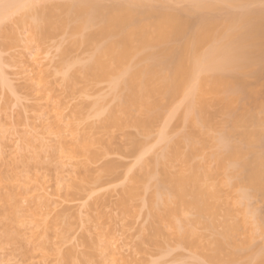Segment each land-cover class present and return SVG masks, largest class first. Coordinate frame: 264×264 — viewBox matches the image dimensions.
I'll return each mask as SVG.
<instances>
[{
    "label": "bare ground",
    "instance_id": "obj_1",
    "mask_svg": "<svg viewBox=\"0 0 264 264\" xmlns=\"http://www.w3.org/2000/svg\"><path fill=\"white\" fill-rule=\"evenodd\" d=\"M69 1L71 2L67 0L68 3L51 6L46 0H1L0 23L3 21L4 24V19L7 21L10 14L18 13L16 14L18 17L22 15L21 19L17 17L16 23L19 19V25H22L19 29L23 28V25H25L24 28L27 26L31 43L35 42L39 47L38 50L44 45L48 36L52 37V34L58 30L61 32L60 29H63V32H65L64 29L67 32L69 30L74 36L71 37L72 44L70 43L68 47L73 48L70 52L82 45L91 49V56L84 63L68 60L69 49H62L60 73L65 87L72 92L75 91L76 83L81 82L82 79L83 82L87 80V83H90L88 82L90 80L96 84L104 82L110 84L111 95L116 105H111L108 110L106 108L105 110L104 107H107V104L98 101L93 106L96 117L100 119L107 117L104 118V128L133 127L139 130L141 135L150 137L153 125L158 122L163 124L158 143L165 142L166 145L163 143L165 147L162 155L152 160L143 159V155L148 152L144 142L136 137L129 138L130 152L139 156L142 177L145 179L132 178L133 185L125 189L127 196L120 202L122 212L125 215L132 213L129 202L137 197L135 185L156 179L158 174V178L152 184L157 189L158 195L148 200L151 217L155 223L174 229L179 242L192 247L195 243L191 237L195 235V232L182 218L185 210H194L197 221H202L206 216L216 218L221 211L217 201L221 198L222 184L240 190V205L245 203L251 194L264 196V153L258 150V147L264 146L262 130L264 107L262 104H257L259 93L248 84L244 74L245 69L253 64L259 65V70L255 73L256 77L264 74V9H246L242 13H230L224 19L199 16L198 20L194 21L184 20L179 13L171 11L156 14L152 11L153 9L144 6L146 3L143 4V0H137L142 3H139L140 5L136 3L135 7L127 4L128 0L127 3L124 2L125 0H112L111 5L92 3L90 0ZM220 1L231 6L235 0ZM42 2L50 6L45 3L41 7L39 3L42 4ZM196 8H212V3H198ZM139 15L144 17L139 18ZM94 23H98L99 27L96 24V26L93 25ZM3 24L0 26V35H3L1 34L5 27ZM90 26H93L91 31L88 29ZM94 26L97 29H94L95 31L92 30ZM86 29L89 33L84 32ZM10 35L12 36L11 33ZM15 40H13L14 43H16ZM173 40L179 41V44L169 45ZM18 41L19 37L17 43ZM154 48L159 49L155 51ZM2 57L0 56V67L3 64ZM34 59L37 62L32 64L34 63V67L36 65L35 68H39L36 84L41 92L40 89L47 88L46 76L44 73L41 74L42 66L40 62L38 63L41 54L36 53ZM77 65L80 66L76 67ZM74 66L77 70L80 69L78 73L83 75H79L81 77L79 81L78 76L74 75L77 73L76 69L73 72ZM5 77L7 79L8 76ZM1 79L3 80L2 77ZM9 81L5 79L1 81L3 88L9 86ZM38 89L36 87L37 91ZM207 95L215 97L209 101L206 99ZM157 96L164 97L167 103L156 100ZM177 99L181 101L182 106H173ZM63 111L62 106L52 108L54 120L50 126V129L54 131L53 134L61 139L62 155L69 160L83 159L84 164L91 165L109 154L107 150L101 151L99 150L101 147L97 148L98 145L101 146L99 139H93L90 134L87 135L88 133L85 134V131L82 133L80 130L79 125L85 120L80 110L75 112L76 116L68 123L63 122L65 121ZM218 112L226 117V122L234 130L247 126L253 127L242 133V144L223 142L215 137L210 140L209 134L200 130L201 127H210ZM134 113H137V116ZM173 120L188 125L192 132L178 134L179 136L177 135L175 140L171 141L168 139L166 130ZM63 124L65 127L70 126V129L65 130ZM195 129L199 130L194 132ZM68 136H71L73 140L71 147L67 144ZM212 147H216L217 150L206 157L205 150ZM2 150L3 148L0 150L3 153L4 150ZM199 157L202 158L200 162L190 164ZM208 160L216 162V170L210 169ZM175 163H181L182 167L178 172L171 173ZM116 167L111 163L107 169L112 171ZM228 171H230L228 181L221 178L218 184L211 183L212 179H217L216 175H223ZM40 190L42 192L36 195L37 202L34 207L28 208L27 212L32 214L31 220L26 223L19 216L26 198H19L13 190H7L5 194L0 193V202L5 205L7 213L4 215H9L17 227L20 224L29 225L27 229L30 230V234L27 237L19 229L18 233H16L17 230L15 231V234L17 237H24L27 245L32 247L31 250L41 247L38 241L44 230L41 231L40 228H49L48 218L57 207L52 208L48 191ZM234 207L235 202L228 204V216L233 215ZM247 212V210L244 211V213ZM205 223L208 227H213L214 224L211 220ZM249 224L246 216L241 221H233V223L226 221L222 237L214 241L213 254L209 255L207 260L211 264H233L239 251L250 248L249 243L253 238V232L241 245H238L235 240L238 231L246 229ZM12 229L14 231L13 227ZM160 234L161 229L154 227V235ZM116 243V240L110 241L109 244L105 243V249ZM125 246L127 248V245ZM121 248L117 246L115 250L112 249V253L107 252L110 258H113L112 262L131 263L128 261V255L124 256L126 249ZM230 248L232 249L229 250ZM133 255L131 254V257ZM252 264H264V250Z\"/></svg>",
    "mask_w": 264,
    "mask_h": 264
},
{
    "label": "rangeland",
    "instance_id": "obj_2",
    "mask_svg": "<svg viewBox=\"0 0 264 264\" xmlns=\"http://www.w3.org/2000/svg\"><path fill=\"white\" fill-rule=\"evenodd\" d=\"M90 1L106 5H111L113 2L112 0ZM128 1V3L127 0L124 2L131 6L142 3V1L138 2L137 0ZM46 2H50L49 4L52 6L71 1L46 0ZM46 2L39 3V5L42 7ZM207 2L212 3V8H196V4H208ZM144 3L148 4H145V7L153 9L152 11L156 14L171 11L179 13L184 20L191 19L194 21H197L199 16L224 19L230 13H242L246 9H264V0H235L231 6L220 0H143ZM49 4L48 6H50ZM10 15L11 19L7 17V21L4 19V24L3 21L0 23V26L2 24L5 26L3 27V33L1 31V34H5V36L0 35V56H3V64H7H2L3 67H0V147L2 146L1 149L4 150H2L3 153L0 151L2 153L0 154V193L5 194L7 190H13L19 198H26L19 212V216L25 220V223L31 220L30 215L32 213L27 211L29 206L34 207L35 202H37L36 195L42 192L40 189L48 191V197L53 205L52 208L57 207L48 218L49 228H40L41 231L44 230L38 241V243H41V247L31 250L32 247L27 245L24 237H17V234H15V231L17 230L16 233H18L19 229L27 237L30 234V230L27 229L29 225L20 224L17 227L9 215H4V213L7 214L6 208H4L3 202H0V204H3L1 205L3 208H0V264H116L112 262L113 258H110L108 253H112V249L115 250L117 246L119 248L121 246L123 250L126 249L127 252L125 251L126 255L124 256L127 257L128 255V261L131 262L129 264H211L207 257L213 254L214 241L222 237L225 222L241 221L244 216L247 217L250 224L246 229L238 231L235 236L236 243L238 245L243 244L251 232H253V238L249 243L250 248L239 251V255L233 264H252L264 250V196L251 194L245 203L240 205V190L222 184L220 188L221 198L217 201L221 211L216 218L206 216L202 221H197L194 210H185L182 213V218L186 221L187 226L195 232V235L191 237V240L195 243L192 247L180 243L174 229L155 223L151 217L148 200L154 195H158L156 194L157 189L152 186L158 178V174L155 177L156 179L135 185L137 197L129 202L132 213L125 215L122 212L120 202L127 196L125 189L133 185L132 178L145 179L142 177L139 156L130 152L131 143L129 138L136 137V139L138 138V140L144 142L148 147V152L143 155V159L152 160L162 155L165 147L163 146L165 142L158 143L163 124L159 122L154 124L150 137L141 135V132L133 127L122 129H117V127L104 128L103 123L107 117H102L103 119L96 117L93 106L98 101L107 104V107H104L107 110L111 105H116V101L111 95L110 84L107 82L96 84V82L90 80H88L90 83H87L86 79H84L86 80L84 81L86 83H84L82 79L81 82L76 83L75 91L72 92V90L65 87L66 85L62 80L60 73L61 52L62 49H69V45L72 44L71 37L74 36L70 34L68 29L69 33L65 29V32L60 29L61 32L58 30V32L52 34V37H50L51 35L48 36L50 38L47 37L44 45L38 50V45L33 41L31 43V35L27 31V26V29L24 28L25 25L19 29L22 26L19 25V19L22 15L19 14L20 17ZM17 17L19 18L18 23H16ZM143 17V15H139V18ZM95 24L99 27L98 23L93 25ZM95 26L92 29L93 31L97 30ZM92 27L88 28L89 31ZM12 32L18 36L15 35V37ZM84 32H88V30L86 29ZM18 37L19 41L17 43ZM75 38L77 37L75 36ZM7 42L10 44L8 45ZM178 44L179 41L173 40L169 45L176 46ZM71 49L73 48L70 47L69 52ZM157 49L159 48H154L155 51ZM36 53L41 54L38 63L40 62V66H42L41 74L44 73L45 79H47V88L40 89L41 92H39L36 84L39 68H35L36 65L34 67V63L32 64V62H37V57L34 59ZM90 56L91 49L82 45L70 52L68 60L70 59L75 63H77L76 60L78 63H84L88 61ZM78 66L80 65L76 67ZM76 67L73 68V72L75 69L77 70ZM78 70L74 75L78 76L77 80L79 81V77L83 75L80 72L79 74ZM258 70L259 65L253 64L245 69L244 74L248 84L259 93L257 104H262L264 107V74L256 77L255 73ZM1 74L8 76L7 79ZM4 79L10 80L8 89L3 88V85H1ZM214 97V95H207L206 99L212 101ZM156 100L167 103L162 96H157ZM180 104L181 101L177 99L174 101L173 106H182ZM54 106L64 108V123L73 120L76 116L75 112L80 110L85 117V120L79 125L80 130L82 133L85 131V134H90L93 139H99L101 146L98 145L97 148L101 147L99 150H107L109 154L91 165L84 164L83 159L69 160L68 157L62 155L60 150L61 139L53 134L54 131L50 129L54 120L52 115ZM40 107L42 108L39 109ZM134 114L137 116V113ZM63 127H65V124H63ZM252 128L247 126L234 130L226 122V117L218 112L213 124L210 127H201L200 130L209 134L210 140L215 137L223 142L229 141L242 144V133ZM69 129L70 126L65 127V130L68 131ZM198 130L195 129L194 132ZM262 130L264 132V125ZM190 132L192 130L188 125L174 120L166 130L168 139L171 141H174L178 134ZM72 142V137L68 136L67 144L70 146ZM216 150V147L207 148L205 156H210ZM258 150L264 153V146L258 147ZM201 159L199 157L191 161L190 164L200 162ZM111 163L117 167L109 171L107 166ZM207 163L211 170H216V162L208 160ZM181 167V163H175L171 173L178 172ZM229 175L230 171L223 175H216L217 179H212L211 183L218 184L221 178L228 181ZM234 202L233 215L228 216V204ZM245 210L248 212L244 213ZM210 220L214 223L213 227H208L205 223V221ZM156 226L161 229V234L158 236L154 235V227ZM5 231L10 233L8 234ZM10 236L11 238H9ZM20 238L23 239V242ZM114 240L117 243L106 250V244H109L110 241L114 242ZM125 245H127V248ZM131 254H134L135 257L134 255V258L131 257ZM119 263L122 264V262Z\"/></svg>",
    "mask_w": 264,
    "mask_h": 264
}]
</instances>
